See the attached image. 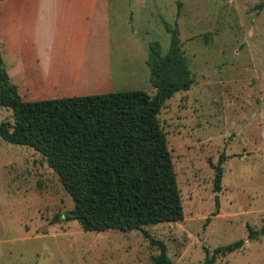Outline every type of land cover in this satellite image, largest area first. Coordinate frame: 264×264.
I'll use <instances>...</instances> for the list:
<instances>
[{
	"label": "rangeland",
	"instance_id": "obj_1",
	"mask_svg": "<svg viewBox=\"0 0 264 264\" xmlns=\"http://www.w3.org/2000/svg\"><path fill=\"white\" fill-rule=\"evenodd\" d=\"M160 1L161 14L152 0H131L124 10L133 15L132 36L158 42L162 55L170 43L164 24L176 29L194 80L158 116L182 220L142 231L84 232L77 221L60 219L73 201L45 159L0 139V264H152L158 251L143 231L164 242L172 264H203L217 247L238 240L241 249L217 255L213 264H264V236L247 238L248 227L264 226V0ZM104 78L118 92L136 88L122 90L115 76ZM140 88L152 92L148 84ZM20 94L25 101L47 97ZM2 121L13 117L0 107Z\"/></svg>",
	"mask_w": 264,
	"mask_h": 264
},
{
	"label": "trees",
	"instance_id": "obj_2",
	"mask_svg": "<svg viewBox=\"0 0 264 264\" xmlns=\"http://www.w3.org/2000/svg\"><path fill=\"white\" fill-rule=\"evenodd\" d=\"M169 49L161 54L158 42L148 43L146 64L152 92L134 90L91 96L25 101L10 81L0 56V107L12 112L13 122H0V139L39 153L58 176L73 201L60 215L77 221L84 232L143 230L177 222L183 208L176 173L158 116L175 93L194 83L176 29ZM214 187L221 189L222 169L214 167ZM218 207V197H215ZM157 248L152 264H172L164 242L143 231ZM264 236L248 227V240ZM238 240L219 246L203 264L217 255L238 251Z\"/></svg>",
	"mask_w": 264,
	"mask_h": 264
},
{
	"label": "crops",
	"instance_id": "obj_3",
	"mask_svg": "<svg viewBox=\"0 0 264 264\" xmlns=\"http://www.w3.org/2000/svg\"><path fill=\"white\" fill-rule=\"evenodd\" d=\"M129 2L0 0V56L19 94L43 92L45 100L118 92L107 76L122 90L147 91L140 86H151L149 42L132 36ZM152 5L163 13L160 0Z\"/></svg>",
	"mask_w": 264,
	"mask_h": 264
}]
</instances>
